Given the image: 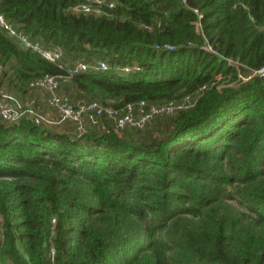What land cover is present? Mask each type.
I'll return each instance as SVG.
<instances>
[{
    "label": "trees",
    "instance_id": "trees-1",
    "mask_svg": "<svg viewBox=\"0 0 264 264\" xmlns=\"http://www.w3.org/2000/svg\"><path fill=\"white\" fill-rule=\"evenodd\" d=\"M87 1L0 0L32 41L62 49L51 62L0 29L1 89L26 101L53 76L73 102L199 97L143 128L87 124L79 138L73 123L0 119V264H264V74L237 77L264 67V0L72 10Z\"/></svg>",
    "mask_w": 264,
    "mask_h": 264
},
{
    "label": "built area",
    "instance_id": "built-area-1",
    "mask_svg": "<svg viewBox=\"0 0 264 264\" xmlns=\"http://www.w3.org/2000/svg\"><path fill=\"white\" fill-rule=\"evenodd\" d=\"M105 0H90L72 7L74 12L101 14V6ZM114 1L109 6H114ZM200 17V15H198ZM0 29L9 37L14 38L20 46L32 49L44 59L51 62H58L62 57V49L59 46L45 47L38 42H34L22 30L11 24L2 14H0ZM197 31L200 29L199 22L196 23ZM165 50H171L174 47L166 44L163 46ZM205 48L210 49L207 45ZM228 62L236 66L237 61L228 59ZM107 67L105 62H100V68ZM86 65L83 62H77L74 72L83 70ZM122 72L139 71L138 65L122 67ZM263 75L264 67L259 69H250L242 75L237 74L238 80L246 81L253 75ZM31 87H46L49 95L45 99V104L51 108L49 112H43L36 107L38 102L36 98L29 97L26 101L20 100L13 93L0 88V119L8 123L15 122L21 117L30 118L36 125L55 126L62 125L65 122L74 124L75 136L81 137L87 132L86 125L102 127L106 133L111 131H120L125 127L143 128L152 119L163 116H171L179 110H185L194 106L199 93L186 94L179 99L169 100L162 104H151L145 100L129 102L122 107H111L104 105L98 101L86 102L79 100L73 102L68 96L61 95L56 92L58 81L53 76H45L30 84ZM206 86H202L199 90H204ZM108 121L107 124L103 122ZM50 256L53 258L54 250H50Z\"/></svg>",
    "mask_w": 264,
    "mask_h": 264
},
{
    "label": "crops",
    "instance_id": "crops-1",
    "mask_svg": "<svg viewBox=\"0 0 264 264\" xmlns=\"http://www.w3.org/2000/svg\"><path fill=\"white\" fill-rule=\"evenodd\" d=\"M45 91V90H44ZM38 93H37V96L39 97V99L37 98V100H39V102L38 103H40V106H41V108H46V106H45V104H44V101H45V99H46V96H47V91H45L46 93H45V95H43L42 96V93H40L39 91H37ZM36 93V92H35ZM47 108H48V106H47ZM108 123V121H105V122H103V124H107ZM64 125L63 126H61L60 128H58L59 130L60 129H63L62 131L63 132H72V130H73V128H72V123L71 122H65V123H63ZM100 126H102V124L100 125Z\"/></svg>",
    "mask_w": 264,
    "mask_h": 264
},
{
    "label": "rangeland",
    "instance_id": "rangeland-1",
    "mask_svg": "<svg viewBox=\"0 0 264 264\" xmlns=\"http://www.w3.org/2000/svg\"><path fill=\"white\" fill-rule=\"evenodd\" d=\"M238 73H241V72L239 71ZM238 73H237V74H238ZM241 74H242V73H241ZM242 75H244V74H242ZM218 78H219L218 80H221V76L218 77ZM236 80H237V78H236ZM225 82H226V81H225ZM225 82H221V81H220V82L218 83V88H221V87L225 84ZM228 84H234V80H233V81H229ZM44 90H45V91L47 90L46 87H42L41 90H36V91H39L40 93H42V96H43V95H45V93H46ZM37 93H38V92L34 93V95H33L32 97L36 98V101L39 102V100H37V98L39 99V97L37 96ZM44 104H45V101H44ZM45 106H46V108H41V106H40L38 109L41 110V111H43V112H49L48 110L51 109V108H49V107L47 108V105H46V104H45ZM232 203H233V204H237L235 201H232Z\"/></svg>",
    "mask_w": 264,
    "mask_h": 264
}]
</instances>
